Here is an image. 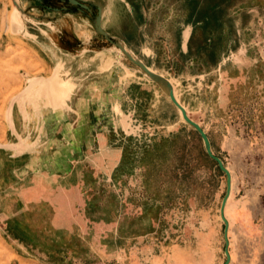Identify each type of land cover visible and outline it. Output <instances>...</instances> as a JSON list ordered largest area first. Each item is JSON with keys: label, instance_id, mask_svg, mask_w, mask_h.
<instances>
[{"label": "crops", "instance_id": "obj_1", "mask_svg": "<svg viewBox=\"0 0 264 264\" xmlns=\"http://www.w3.org/2000/svg\"><path fill=\"white\" fill-rule=\"evenodd\" d=\"M47 1L60 10H45L37 6V12L42 13L36 14V24L26 25L23 31L36 44L43 71L27 77L24 86L13 95L26 90L12 103L11 126L6 121L10 140L0 142L12 146L0 147V198L9 200L11 207L29 206L30 203H38L46 191L56 186L72 190L83 183L82 186L89 189L99 173L118 176L122 166L120 162L127 158L122 153L125 146L132 150L129 155L132 156L136 142L125 139L121 129L114 128L108 110L112 103L117 102L141 126H157L154 108L160 100H166L170 110L175 108L183 120L178 108L154 81L119 63L107 49L112 47V43L94 27L96 6L99 5L102 30L121 40L149 69L170 79L178 102L204 130L212 153L223 159L220 147L224 139L218 129L228 130L236 125L232 124L230 114L237 110L234 108L235 97L242 95L245 81L249 78L244 65L249 58L242 53L246 46L244 31L251 13L262 8L264 0H83L90 5V12L67 6L63 0ZM237 49H241L240 57L236 54ZM228 53L236 55L223 62ZM100 54L106 55V62L102 63L106 66L98 72V77L92 78L86 72L77 78L74 72L72 76L69 72L68 75L60 72V78L69 79L72 83V89L63 95L60 84L54 81L55 68L61 64L64 69L66 58L73 64L77 58L89 60V56L93 58ZM116 66L133 74L121 77ZM32 78H41V81L26 89ZM81 81L85 84L83 87ZM186 124L199 137L203 158L215 164L213 172L222 175L217 163L206 153L199 133ZM159 126L164 127L165 124ZM156 141L153 139L144 149L150 161L157 159L158 154L166 157L169 151L180 157L189 151L183 143L158 149ZM164 141L168 145V139ZM224 166L231 174L232 189V171L228 165ZM229 197L224 206V216L230 224L227 213ZM158 207L164 208L167 204L164 202ZM191 209L193 213L195 207ZM9 213L0 211L5 224L24 223L14 219L13 211ZM219 214L221 218L220 208ZM73 215L72 255L92 254V243H88L91 229L79 223L76 213ZM200 221L203 219L199 220L197 216L189 223ZM153 222L150 234L154 235L155 244L157 240L161 243L160 240L166 239L167 231L163 225L168 221L159 215ZM31 230L36 232V238H43L37 235L42 233L41 229ZM16 238L35 237L19 235Z\"/></svg>", "mask_w": 264, "mask_h": 264}, {"label": "rangeland", "instance_id": "obj_2", "mask_svg": "<svg viewBox=\"0 0 264 264\" xmlns=\"http://www.w3.org/2000/svg\"><path fill=\"white\" fill-rule=\"evenodd\" d=\"M18 1L24 9L35 7L29 11L34 15L42 13L37 12L33 0ZM13 9L12 0H0V142L10 140L6 117L11 98L27 77L43 71L36 44L12 24ZM27 10L24 12L29 14ZM27 14H19L24 27L35 23ZM244 32L246 46L242 53L249 58L244 63L249 78L242 95L235 97L237 110L229 113L236 125L228 130L218 129L224 139L221 160L229 166L233 178L227 206L228 264H264V6L253 10ZM240 51H236L238 57ZM236 54L228 53L222 61ZM90 58H77L73 64L66 58V67L61 71L70 76L74 72L77 78L86 72L92 78L98 77L106 66L102 65L106 55ZM154 109L157 126L135 122L137 135L122 132L125 139L136 142V149L129 156L132 150L125 146L122 153L127 158L120 162L118 176L99 173L89 189L83 183L72 190L56 186L29 206L11 207L9 200L0 198V211H13L14 219L24 221L5 224L0 217V264L224 263V223L219 208L226 191L225 175L213 172L215 164L203 158L199 137L178 117L175 108L170 110L168 102L160 100ZM122 112L132 127V117ZM169 122L172 123L168 126ZM153 139H157L158 149L183 143L189 151L182 157L169 151L166 157L158 154L157 159L150 161L144 149ZM164 139H168V145ZM164 202L167 207H158ZM72 213H76L82 226L91 229L88 243H92V254L72 255ZM159 215L168 221L163 225L167 232L166 239L155 244L150 233L154 218ZM197 216L203 221L189 223ZM31 229H41L37 235L43 238H36ZM19 235L35 238L18 240Z\"/></svg>", "mask_w": 264, "mask_h": 264}, {"label": "water", "instance_id": "obj_3", "mask_svg": "<svg viewBox=\"0 0 264 264\" xmlns=\"http://www.w3.org/2000/svg\"><path fill=\"white\" fill-rule=\"evenodd\" d=\"M74 3H78V0H74ZM12 4L14 6L12 15H11V21L12 17H13V13L15 12V10H19L20 13H22V15H26V13L24 12V9L20 6V4L16 1V0H12ZM82 7H86L85 5H81ZM100 18H101V12L99 9V12L97 14V16L94 19V27L97 33L105 36L111 43H112V47L107 48L109 51H111L117 61L123 65L126 66H130L132 68H134L135 70H137L139 73H141L142 75H144L145 77L149 78L150 80L154 81L160 88L161 90L170 98V100L172 101V103L178 108L181 117L183 118V120L188 123L189 125H191L200 135L202 141H203V145H204V149L206 151V153L208 154L209 157H211L218 165L219 169L225 174L226 176V191L225 194L222 198L221 201V206H220V212H221V218L222 221L224 223V241H225V248H224V254H225V261L223 264H228L230 261V253L228 250V221L224 216V206L226 204V201L229 197L230 194V189H231V174L228 171V169L224 166L223 161L215 156L212 151H211V147H210V142L209 139L206 135V133L204 132V130L199 126L198 123H196L194 120H192L185 108L178 102V100L176 99L175 95H174V91H173V87L172 84L170 83V81L160 75L159 73L154 72L153 70L149 69L139 58H137L125 45L124 43L109 35L108 33H106L104 30H102V28L100 27ZM12 24L14 25V23L12 22ZM15 27V26H14ZM24 31V26H22L21 28H18ZM15 30H17V28L15 27ZM26 32V31H25ZM41 81V78H32L29 80V84L27 85L26 89H28L29 87H31L34 83H37ZM26 90L22 91L20 94L13 96L10 100V104L8 107V112H7V117H6V121L7 123L11 126V106L14 100L20 98V96L25 92ZM0 147H5V148H10L12 147L11 145H6V144H2L0 143Z\"/></svg>", "mask_w": 264, "mask_h": 264}, {"label": "bare ground", "instance_id": "obj_4", "mask_svg": "<svg viewBox=\"0 0 264 264\" xmlns=\"http://www.w3.org/2000/svg\"><path fill=\"white\" fill-rule=\"evenodd\" d=\"M18 3H19V1L18 0H16ZM70 2L72 3V2H74V0H70ZM39 3V2H38ZM99 7H100V5H99ZM102 7V6H101ZM101 9V8H100ZM108 12V11H107ZM104 13V12H103ZM19 14H20V11L19 10H15V12L13 13V17H12V22L14 23V26L18 29V28H21L22 26H23V23L21 22V20L19 19ZM36 23V22H35ZM27 24H28V22H27ZM10 25H8L7 27H9ZM186 30H187V28H185ZM184 32V31H183ZM148 49V48H147ZM145 50V49H144ZM148 52V51H147ZM146 52V53H147ZM145 53V54H146ZM96 54V53H95ZM86 55V54H85ZM87 62V61H86ZM117 63V62H116ZM59 64V63H58ZM101 64V63H100ZM57 66V65H56ZM54 68V67H53ZM101 68V67H100ZM110 68V67H109ZM125 68V67H124ZM104 69H106V68H104ZM61 70H62V65L61 64H59L56 68H55V70H54V77H55V80L54 81H56L57 83H59L60 84V86H61V88H62V94L64 95H66V93H68L69 91H70V89H71V82L70 81H64L62 78H60V72H61ZM129 70V69H128ZM52 71H53V69H52ZM104 71V70H103ZM116 71H118V73H120V76L121 77H124L126 74H129V73H132V72H130V71H127V70H125V69H119L117 66H116ZM52 74V73H51ZM49 78V77H48ZM46 79V78H45ZM48 80V79H47ZM52 80V79H51ZM169 81H170V79H168ZM117 81H118V79H117ZM55 82V83H56ZM52 83V82H51ZM54 83V84H55ZM170 83H171V81H170ZM122 84V83H121ZM172 84V83H171ZM38 85H39V83H38ZM91 85V84H90ZM89 85V86H90ZM47 86V85H46ZM40 87V86H39ZM48 87V86H47ZM52 87V86H51ZM86 87V86H85ZM120 87V86H119ZM48 88H50V86L48 87ZM122 88V87H121ZM45 89V88H44ZM52 89H53V87H52ZM56 89H58V88H56ZM55 89V90H56ZM59 90V89H58ZM41 91V90H40ZM51 91V90H50ZM39 92V91H38ZM49 92V91H48ZM59 93V92H58ZM35 94V93H34ZM38 94V93H37ZM41 94V93H40ZM54 94V93H53ZM32 95V94H31ZM30 95V96H31ZM39 95V94H38ZM47 95V94H46ZM50 95V94H49ZM175 95V94H174ZM48 96V95H47ZM32 97V96H31ZM45 97V96H44ZM176 97V96H175ZM27 98H28V96H27ZM26 98V99H27ZM40 99H41V95H40V97H39ZM38 99V98H37ZM177 99V98H176ZM48 100V99H47ZM50 101V100H49ZM48 101V102H49ZM58 101H60L59 99H58ZM62 101V100H61ZM52 102V101H51ZM62 103V102H61ZM46 104V103H45ZM57 104H59V103H57ZM47 105H49V104H47ZM55 105V104H54ZM56 106V105H55ZM59 106H61V105H59ZM104 108V107H103ZM62 109V108H61ZM54 110V109H53ZM52 110V111H53ZM102 110V109H101ZM104 110V109H103ZM109 110V113H110V117H111V120L113 121V124H114V128H119V129H121L122 130V132H124L125 134H132V135H137V128H136V126H135V122L133 121V124H132V127L130 126V128H129V126L127 125V121H126V119H125V114L122 112V110L120 109V106H119V104L117 103V102H115V103H112V105H110V108L108 109ZM78 114V113H77ZM128 114H130V113H128ZM99 119H101L100 117H99ZM115 119H117V120H115ZM133 120V119H132ZM117 121H119L118 122V124H117ZM114 131H116L115 129H114ZM59 154V153H58ZM228 169V168H227Z\"/></svg>", "mask_w": 264, "mask_h": 264}, {"label": "flooded vegetation", "instance_id": "obj_5", "mask_svg": "<svg viewBox=\"0 0 264 264\" xmlns=\"http://www.w3.org/2000/svg\"><path fill=\"white\" fill-rule=\"evenodd\" d=\"M33 1H34V3L37 6H40V7L44 8L45 10H52L54 8H56L58 11L60 10V7H58V8L57 7H53L52 5L49 4V2L47 0H33ZM63 3L66 4L67 6H72L73 8H79V9H81L83 11L90 12V10H91L90 5L87 2L83 1V0H78V3H74V2L71 3L70 0H63ZM81 5H85L86 7H82ZM99 9H100V7L99 6H96V12H97V14L99 12ZM25 10H27V9L25 8L24 11ZM30 10H32V9L29 8V10H27V12H29ZM97 14H96V16H97ZM27 15L31 17L30 20H32L34 22L37 21L36 20V15H34V14L30 13V12ZM34 24H36V23H33V22L30 23L29 22V25H32L33 26Z\"/></svg>", "mask_w": 264, "mask_h": 264}]
</instances>
